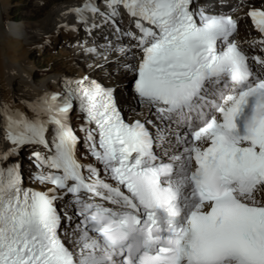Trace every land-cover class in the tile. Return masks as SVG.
I'll list each match as a JSON object with an SVG mask.
<instances>
[{"label":"snow or ice","instance_id":"snow-or-ice-1","mask_svg":"<svg viewBox=\"0 0 264 264\" xmlns=\"http://www.w3.org/2000/svg\"><path fill=\"white\" fill-rule=\"evenodd\" d=\"M102 7L70 11L127 16L146 114L87 75L0 102V264H264V57L235 40L246 17L264 53V0L235 19L214 0Z\"/></svg>","mask_w":264,"mask_h":264},{"label":"bare ground","instance_id":"bare-ground-1","mask_svg":"<svg viewBox=\"0 0 264 264\" xmlns=\"http://www.w3.org/2000/svg\"><path fill=\"white\" fill-rule=\"evenodd\" d=\"M61 1L64 0H39L38 3L44 2V5L35 12L34 16L38 20L31 25L15 23L5 28L2 22V10H5L7 2L0 0V102L14 104L17 109L24 111L23 100L31 99L45 90L52 89L57 78L70 77L66 72L74 69L73 62L77 59L78 52L64 49L59 52L58 64L50 68L51 73L37 83L31 81L35 66L30 63L28 58L30 49L36 48L37 44L46 43L47 46H51L54 41L58 42V38L67 40L70 37L69 34L64 33V30L74 22L70 10L81 7L86 0H65L63 4H60ZM52 4L55 5L50 7ZM64 19L65 21H63ZM61 20L62 23H60ZM54 25L58 27L54 29ZM51 47L54 48V46ZM35 50L37 52L40 49L36 48ZM96 63L98 62L88 64L91 74L97 75L100 79H106L110 74L116 78V80L106 83L114 86L116 83L122 82L123 85L129 78L125 64L130 63V60L115 62V65L111 67L106 66L111 62L100 61L102 64H99L98 67L102 69L101 72L96 71V68L93 67ZM104 69L107 70L102 73ZM10 73H14V75ZM82 76V72L79 71L72 78Z\"/></svg>","mask_w":264,"mask_h":264},{"label":"rangeland","instance_id":"rangeland-1","mask_svg":"<svg viewBox=\"0 0 264 264\" xmlns=\"http://www.w3.org/2000/svg\"><path fill=\"white\" fill-rule=\"evenodd\" d=\"M38 1L39 0H6L7 3L5 6V10H2L3 20L12 19L16 23H20V24L24 23L26 25H29V24L31 25L36 20H38V18L36 19V16H34L35 12L37 10H39L40 8H42L44 5V2L38 3ZM55 4H52L50 7H52ZM63 21H65V19ZM63 21L61 20L60 23H62ZM66 21L68 22V19ZM57 27H58L57 25L53 26L54 29H56ZM48 47H51V46H48ZM35 49L36 48H34V50ZM51 49H54V48H51ZM35 52H36V50H35ZM38 55L39 54H37L36 56H38ZM28 56L30 57V59H29L30 63L35 66L34 70L37 68H46V66L49 64V63H47L48 60H52V62H51L52 66H54L55 64H58L57 63L58 56L54 55L52 53H50V55H48V53H47V54H44L42 57L35 58L32 55V52L30 51L28 53ZM113 65H115V64H112V65L108 64L106 66L111 67ZM36 72L39 73L38 71H36ZM70 72H72V71H70V70L67 71V74H69ZM43 76L44 75H42V76L40 75V76L36 77L35 74L33 73L31 81L34 83H37L40 79L43 78ZM110 76H113V75H111V74L107 75V77H110ZM22 162L24 165H29L31 163L29 158H26L24 161L22 160Z\"/></svg>","mask_w":264,"mask_h":264}]
</instances>
